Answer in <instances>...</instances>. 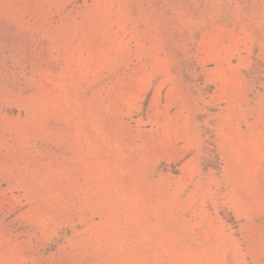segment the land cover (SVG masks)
<instances>
[{
	"label": "rangeland",
	"instance_id": "374dc122",
	"mask_svg": "<svg viewBox=\"0 0 264 264\" xmlns=\"http://www.w3.org/2000/svg\"><path fill=\"white\" fill-rule=\"evenodd\" d=\"M0 264H264V0H0Z\"/></svg>",
	"mask_w": 264,
	"mask_h": 264
}]
</instances>
